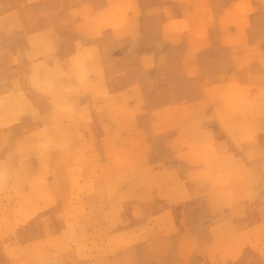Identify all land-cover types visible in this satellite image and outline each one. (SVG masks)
I'll return each mask as SVG.
<instances>
[{"label": "crops", "instance_id": "obj_1", "mask_svg": "<svg viewBox=\"0 0 264 264\" xmlns=\"http://www.w3.org/2000/svg\"><path fill=\"white\" fill-rule=\"evenodd\" d=\"M83 182L93 240L153 219L177 264H264V0H0V264Z\"/></svg>", "mask_w": 264, "mask_h": 264}, {"label": "rangeland", "instance_id": "obj_2", "mask_svg": "<svg viewBox=\"0 0 264 264\" xmlns=\"http://www.w3.org/2000/svg\"><path fill=\"white\" fill-rule=\"evenodd\" d=\"M18 149V156H25L27 154L25 150L27 147L25 145H19ZM36 151L38 153L37 155L41 156L42 150L40 145ZM87 151H89V146L86 147V150L82 151V156H87L85 155ZM96 153L93 151V156H101L100 153ZM34 156L36 155L34 154ZM129 156H132V153ZM121 163L114 164L111 169H122ZM126 163L128 164L129 174H131V177H129L130 184L135 183L133 181V173L131 172H137V169H135L136 165L132 160ZM70 188L72 189L68 198L76 201L70 202L71 207L74 208L65 210L66 215L60 214L59 216L56 214L58 210H55L54 218L52 217L53 220L60 223L58 227L59 234L55 233L56 235H50L44 242H34L29 245L18 244L16 251L14 249L8 251V258L11 259V264H177L178 255H171L169 243L161 240L164 237H169L170 233L167 232L164 235L159 232L157 233L156 230L160 224H158L159 222L152 223L153 219L150 218H147V220H150L146 226L124 224L130 231V234L125 235L127 238L125 241H122L121 238H114L106 242V240L99 239V236H96L97 240H93V208L89 206V200L90 197L92 199L95 196L100 198L104 194L90 191L86 187L85 182H83L81 187L75 185ZM36 189L37 187L30 194H20L19 192L11 194L12 198H17V208L13 209L10 213L7 212L6 215L4 214L6 210L2 212L5 216L17 217L18 221L16 222L19 225V231H24L25 229L24 223L28 220L26 213H33L35 215L34 218H40L42 217L41 213L43 211L47 212V208L42 207L39 209H30V200L34 203L42 202L45 205H52L54 202L53 198L46 196L47 193L41 192L40 190L36 191ZM127 197L125 199L130 201L137 200V195L132 193ZM10 198L7 199L8 202H10ZM51 214L52 212L49 215L51 216ZM134 217L135 219L133 220H136V213ZM112 224L114 230L121 228L123 225L121 220L116 217H113ZM50 233L52 232L50 231ZM106 247L108 250L103 251V248ZM103 252H109L112 255L124 252V261H120V257H109L107 259V256H104Z\"/></svg>", "mask_w": 264, "mask_h": 264}]
</instances>
